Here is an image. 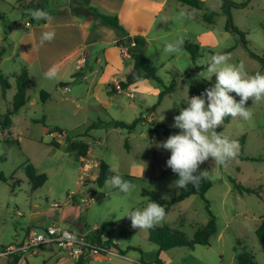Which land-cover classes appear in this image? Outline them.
Returning a JSON list of instances; mask_svg holds the SVG:
<instances>
[{
	"label": "rangeland",
	"instance_id": "rangeland-1",
	"mask_svg": "<svg viewBox=\"0 0 264 264\" xmlns=\"http://www.w3.org/2000/svg\"><path fill=\"white\" fill-rule=\"evenodd\" d=\"M201 1L202 8H192L169 0L163 11L158 12V17L167 15L166 24H162L166 42L150 41L142 52L171 91L152 112L147 108L158 100V95L152 92L144 93V102L137 96L129 97L125 90L114 92L113 104L96 112L91 106L98 104L92 93L87 92L89 80L88 84H80L73 77H66L64 82L70 90L62 94L56 90L58 75L42 82L39 75L32 73L26 85V104L8 114L16 83L7 66L18 57L14 54L4 60L0 72L7 78L9 88L3 93L0 84V172L6 177V181H0L1 246H8L21 237L28 226L58 224L72 232L89 234L102 222L112 221L116 224L108 226L107 236L115 243L118 255L93 256L87 258V264H141V261L154 264L156 258L163 264H237V255L243 250L252 254L257 264H264V251L255 233L264 222V100L253 103L249 98L246 102L245 106L253 113L250 120L229 116L215 129L238 141L236 158L220 165L209 157L197 169L206 171L212 181L204 194L216 220V233L209 245L159 250L148 240V228H133L130 219L124 216L150 201L148 195H142L143 190L152 192L160 200H169L178 192L172 186L171 169L166 166L170 151L155 144L180 131L171 125L174 116L186 107L182 101L187 94L199 95L214 84L215 76L211 81L202 78L205 62L213 54L222 52L230 55V62H242L249 74L264 73V0ZM146 5L149 16L157 12L155 4ZM175 5H179L177 10ZM34 7L33 1L0 0V11L5 14V19L0 20V51L4 48L0 58L6 59L11 51L9 42L4 40L5 32L8 33L14 20L18 24L22 16H28L27 12L33 14ZM206 11L215 13L212 22L203 20ZM173 14L175 20L169 21ZM207 31L211 34L203 36ZM177 38L199 44L195 60L183 48L175 54L164 52V45ZM150 81L161 89L154 80ZM59 86L62 88L63 84ZM41 91L49 96L42 97ZM72 96L82 99L75 101ZM136 117H142V121L132 132L101 126L83 135L94 121L131 122ZM49 131H62L73 139L88 142L90 154L86 159L90 168L83 165V159L71 149L66 136L55 145L51 142L58 141L49 136ZM101 160L111 168L108 178L119 174L131 182L130 194L121 193L106 183L108 178L102 186L96 183L97 176L93 178V174L99 170ZM25 164L33 165L37 172L47 176L45 183L34 191L26 176ZM232 180L256 192H240ZM207 220L204 200L199 195H191L165 210V216L156 225H167L191 239ZM122 229L131 235L121 234ZM35 252L25 254V260L22 258L19 264H55L57 255L65 257L55 243L43 244ZM10 257L1 256L0 264H8Z\"/></svg>",
	"mask_w": 264,
	"mask_h": 264
},
{
	"label": "crops",
	"instance_id": "crops-1",
	"mask_svg": "<svg viewBox=\"0 0 264 264\" xmlns=\"http://www.w3.org/2000/svg\"><path fill=\"white\" fill-rule=\"evenodd\" d=\"M11 1L17 3L19 0ZM24 1H33L35 5L33 12L44 11L47 13V16L37 20L31 14L32 12L29 11L27 12L28 16H22L20 18L18 24L20 23L21 25H18L14 20V24L9 28L8 33L5 32L4 40L9 42L8 45L11 51L8 53L9 55L6 59L0 58V67L4 65L7 58L16 54L18 57L16 61L14 60L12 65L7 66L9 69L8 72L12 77L16 78L19 70L21 71L22 67H25L29 74V80L32 78V73H35L39 75V80L45 82L47 78L44 76V72L54 67L59 79L56 90L62 94L64 92L59 85L63 84V86H68L64 82L66 77H73L80 84L87 83L89 80L87 92L90 91L92 93V96L98 104L97 106H91V109L96 110V112L99 109H103V107L105 109L107 106L113 104L112 93L114 92L121 93L125 90L129 97L135 98L137 96L142 102H144V93L146 92H152L158 95L160 88L151 83V79L135 81L126 88L121 87L120 92L116 90L115 86L124 80L126 74L132 68V59L125 50L126 48L129 47L138 52H142V49L148 47L150 41L159 43L166 42L164 40L166 34L163 33L164 26L162 24H166L167 15L164 17H158L157 15L159 11H163V6L167 5L169 0ZM149 2L157 6V12L151 16L145 11L148 8L146 4ZM177 2L180 1L177 0ZM178 6L175 5L174 9L177 10ZM87 7H94L99 12L115 15L123 27L124 32L122 33L118 29L108 25L100 18L92 15L87 16L84 10ZM168 11L171 10L168 9ZM168 20L174 21V14ZM154 26L158 28L155 31H153ZM45 31H54L55 38L41 45L39 43V37ZM207 34H211V32L207 31L203 36H207ZM134 37H143L144 45H137L133 41ZM81 56L85 57V61L81 65L80 70H77L76 61ZM72 99L79 101L82 97L72 96ZM54 142L56 141L54 140ZM56 143L58 145L61 142L58 141ZM89 154L90 148L87 156ZM87 156L81 158L84 161L83 165L86 164L89 167L91 164L87 161ZM97 172L98 170L94 172L93 178L97 176ZM31 227L28 226L24 230V234L19 238H15L12 243L22 240L27 230ZM64 254L65 257L60 254L54 258L55 264H76V259L70 257L65 252ZM13 258L11 256L7 259L8 264H13ZM99 258L97 259L100 260ZM23 259L25 260V256ZM89 259H86V264ZM21 260L22 258L18 256L16 264H19Z\"/></svg>",
	"mask_w": 264,
	"mask_h": 264
},
{
	"label": "clouds",
	"instance_id": "clouds-1",
	"mask_svg": "<svg viewBox=\"0 0 264 264\" xmlns=\"http://www.w3.org/2000/svg\"><path fill=\"white\" fill-rule=\"evenodd\" d=\"M33 16L39 20L45 18L47 13L36 11ZM54 38V31H45L41 33L39 43L43 45ZM182 44L183 40L180 38L167 42L164 52L178 53ZM203 73L202 78L209 81L215 76L214 84L199 95L189 97L187 94L182 101L186 107L181 108L179 114L174 116V123L171 125L180 131L155 144L157 148L170 151L166 166L178 174L172 185L177 189H184L188 184L197 185L206 172L197 173V169L209 157L220 165L236 158L238 141L223 136L215 129L229 116L250 120L253 113L250 107L245 106L246 102L249 98L253 103L264 100V73L249 74L242 62H230V55L227 53L213 54L205 62ZM56 74L54 67L44 72L48 79L55 78ZM231 93H235V96ZM106 183L124 194H130L133 189L131 182L119 174L110 176ZM124 216L130 219L133 228L147 229L161 221L165 216V209L156 201L150 200L141 208L127 211Z\"/></svg>",
	"mask_w": 264,
	"mask_h": 264
},
{
	"label": "trees",
	"instance_id": "trees-1",
	"mask_svg": "<svg viewBox=\"0 0 264 264\" xmlns=\"http://www.w3.org/2000/svg\"><path fill=\"white\" fill-rule=\"evenodd\" d=\"M179 1L193 8H202L203 5V2L201 0H179ZM84 10L87 16L92 15L96 18H100L108 25L118 29L122 33L124 32L123 27L120 25L118 18L115 15L99 12L94 7H87ZM213 14L215 13L212 11H206L203 14L202 18L204 21L212 22ZM4 19H5V14L0 11V20H4ZM133 41L137 45H144L143 37H134ZM199 47L200 46L198 43H192L189 41H183V44L181 46V48L185 49L187 52L190 53L192 60L196 59V56L199 53ZM3 50L4 49L2 48V50L0 51V56ZM126 51L129 54L130 58L132 59V68L126 74L124 80L119 82L120 87L126 88L135 81L142 79L154 80L161 87V89L158 93L157 103L147 108L148 111L152 112L155 106L158 104V102L163 98V96L169 93V91H171V87L167 86L164 83L163 79L157 74V68L150 62L149 59H147L144 56L142 52H138L129 47L126 48ZM28 82H29V74L25 68H22L19 74L15 78L16 92L13 96L12 109L8 111V114L17 111L20 107L26 104L28 99L26 94V85ZM0 84H1L2 92L4 93V91H6V89L9 88V82L7 78L1 74V72H0ZM40 95L44 98L47 97V93L44 91H41ZM141 121H142V117H136L131 122H126L117 119H112L107 122L94 121L86 127L85 133H83V135H87L90 130L99 128L101 126H110L113 128L125 129L128 132H132L136 129L137 125L141 123ZM150 133H152V130L150 131ZM65 138L71 149L75 150L80 157L87 156L90 146L86 141L73 139L68 135H66ZM51 143L57 145V143L54 141H52ZM24 170L31 184L32 191L41 187L47 180L46 174L37 172L35 167L31 164H25ZM110 172H111L110 166L101 160L99 162L98 174L95 179L96 183L99 186H102V184L108 178ZM199 172L201 171H197V173ZM171 178L173 181H175L178 178V174L173 173L171 171ZM0 181H6V177L2 172H0ZM232 183L234 188L239 190L240 192L243 191L249 193L256 192L254 188L243 186L236 180H232ZM211 185H212V181L210 177L205 173L203 178L199 181L197 185L188 184L186 188L178 189V192L175 195H173L169 200L157 199L152 194V192L143 190L142 195H148L150 200H154L160 205L164 204L165 205L164 209L166 211L176 202H179L191 195H199L204 200L205 209L208 212L207 222L195 230L194 235L191 239H188L182 232L173 229L167 225H154L153 227L148 228V240L151 243L155 244L159 250H165L177 246H187L189 248H193V246L196 244L209 245L211 236L216 233V220L214 214L211 212L209 208V203L205 199L204 194L211 187ZM112 224H116V223L112 221H104L101 223L100 226L93 229L87 236L92 241L99 243L101 241L102 236L107 235L108 226ZM255 233L260 241L262 250L264 251V222L259 224V226L255 230ZM121 234H124L128 237L131 235L130 231L124 229L121 230ZM107 244L108 245L112 244L113 246H115V248H117L116 245L112 243V240L107 241ZM12 257H14L12 263L16 264L18 260V256H12ZM86 259L87 258L81 257L77 260L76 264H86L85 263ZM236 260H237V264H257L254 261V256L244 250L238 253ZM141 264H145V263L141 261ZM154 264H163V263L158 258H156Z\"/></svg>",
	"mask_w": 264,
	"mask_h": 264
},
{
	"label": "built area",
	"instance_id": "built-area-1",
	"mask_svg": "<svg viewBox=\"0 0 264 264\" xmlns=\"http://www.w3.org/2000/svg\"><path fill=\"white\" fill-rule=\"evenodd\" d=\"M84 61V56L77 59V70H80ZM115 87L117 91H121L119 84H116ZM62 90L65 93L69 91L70 88L69 86L64 85ZM49 136L59 141L66 135L62 131H49ZM109 240L111 239L107 235H103L101 241L97 243L92 241L87 234L72 232L58 224H51L46 227L29 228L22 240L15 241L8 246H0V255L19 256L20 258H23L28 252H35L37 247L47 243H55L63 252L76 260L81 257L91 258L98 255H118L117 248L112 244H107V241ZM112 243L114 242L112 241Z\"/></svg>",
	"mask_w": 264,
	"mask_h": 264
},
{
	"label": "water",
	"instance_id": "water-1",
	"mask_svg": "<svg viewBox=\"0 0 264 264\" xmlns=\"http://www.w3.org/2000/svg\"><path fill=\"white\" fill-rule=\"evenodd\" d=\"M231 28V27H230Z\"/></svg>",
	"mask_w": 264,
	"mask_h": 264
}]
</instances>
